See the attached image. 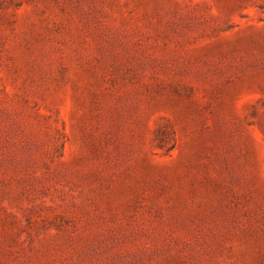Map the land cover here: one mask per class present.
<instances>
[{
  "label": "rangeland",
  "instance_id": "1",
  "mask_svg": "<svg viewBox=\"0 0 264 264\" xmlns=\"http://www.w3.org/2000/svg\"><path fill=\"white\" fill-rule=\"evenodd\" d=\"M0 264H264V0H0Z\"/></svg>",
  "mask_w": 264,
  "mask_h": 264
}]
</instances>
